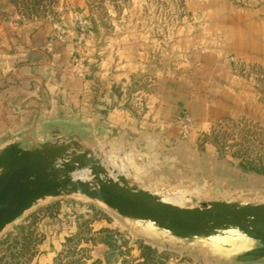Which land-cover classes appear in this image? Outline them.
Listing matches in <instances>:
<instances>
[{
	"label": "rangeland",
	"instance_id": "rangeland-1",
	"mask_svg": "<svg viewBox=\"0 0 264 264\" xmlns=\"http://www.w3.org/2000/svg\"><path fill=\"white\" fill-rule=\"evenodd\" d=\"M70 10L78 11L83 32L98 36L104 52L139 46L146 60L136 84L152 91L159 77L175 78L182 79L177 85L183 90L191 82L210 115L200 121L184 115V135L194 133L185 151L138 145L120 151L109 142H79L106 159L111 174L158 189L180 207L264 205V0H0V20L58 23ZM97 203L80 194L38 201L0 234V264L257 263L237 261L259 246L253 240L252 247L226 258L203 250L208 239L237 230L186 240L103 203L111 215H89L86 210H96ZM101 220L117 221L116 227L96 230ZM119 239L123 244L107 247ZM99 243L108 249L96 251Z\"/></svg>",
	"mask_w": 264,
	"mask_h": 264
},
{
	"label": "crops",
	"instance_id": "crops-1",
	"mask_svg": "<svg viewBox=\"0 0 264 264\" xmlns=\"http://www.w3.org/2000/svg\"><path fill=\"white\" fill-rule=\"evenodd\" d=\"M77 12L70 10L58 23L0 20V148L20 143L31 149L74 139L109 142L120 151L130 145L162 153L168 147L189 149L194 133L184 135V115L196 121L210 116L191 82L183 90L177 85L182 79L175 78L159 77L152 91L136 84L140 62L146 60L139 46L104 52L98 36L83 32ZM95 206L101 214L86 212L111 215L100 202ZM115 222L96 221L95 228L114 229ZM107 247L99 243L95 249Z\"/></svg>",
	"mask_w": 264,
	"mask_h": 264
},
{
	"label": "water",
	"instance_id": "water-1",
	"mask_svg": "<svg viewBox=\"0 0 264 264\" xmlns=\"http://www.w3.org/2000/svg\"><path fill=\"white\" fill-rule=\"evenodd\" d=\"M90 172V179L77 178ZM82 195L103 203L119 215L152 222L172 236L193 240L238 230L259 246L237 257L240 263L264 260V205L225 201L186 208L111 174L92 148L70 139L46 142L31 149L12 143L0 148V234L46 197Z\"/></svg>",
	"mask_w": 264,
	"mask_h": 264
},
{
	"label": "bare ground",
	"instance_id": "bare-ground-1",
	"mask_svg": "<svg viewBox=\"0 0 264 264\" xmlns=\"http://www.w3.org/2000/svg\"><path fill=\"white\" fill-rule=\"evenodd\" d=\"M77 178H80V179H82V180H84V181H87V180H89L90 179V177H91V175H90V172L88 173V171H86V172H81V173H78L77 174V176H76ZM152 187V186H151ZM156 190V189H155ZM154 190V192L153 193H155L156 194V191L158 190H156L155 191ZM158 195V194H157ZM163 197V196H162ZM161 197V198H162ZM167 198H169V197H167ZM164 201H166V202H168V203H172V204H174V205H176L175 203H174V201L172 202V201H169L168 199H166L165 197H163L162 198ZM173 200V199H172ZM174 200H176V198L174 199ZM178 206V205H177ZM181 207H182V205H181ZM148 222V221H147ZM149 223V222H148ZM150 224V223H149ZM154 224V223H153ZM151 225V224H150ZM155 225V224H154ZM152 226V227H155V226ZM150 226V227H151ZM157 227V226H156ZM158 228V227H157ZM233 230V229H232ZM234 231H236V230H234ZM233 231V232H234ZM238 231V230H237ZM236 231V233L234 234L233 232H231V233H233L234 235L232 236H230V237H224V238H216V240H212L211 241V239L212 238H215V237H212L211 239H208L209 241H210V243H208V244H206L205 243V245L203 246V250H205L206 252H209V253H211V254H213V255H215V256H217V257H220V258H226V257H229V256H231L232 254H234V253H237V252H241V251H243V250H246V249H249V247L251 246V243L253 242H251V239H249L248 237H246L245 235H243V234H240V233H238ZM164 232H167V231H165L164 230ZM228 231H224V232H220L221 233V235L222 234H224V233H227ZM229 232H230V230H229ZM163 233V232H162ZM169 233V232H168ZM218 235V234H217ZM229 235V234H228ZM228 235H225V236H228ZM224 236V235H223ZM219 237V236H218ZM222 237V236H221ZM207 239V238H206ZM206 241V240H205ZM252 247V246H251ZM251 249V248H250Z\"/></svg>",
	"mask_w": 264,
	"mask_h": 264
}]
</instances>
